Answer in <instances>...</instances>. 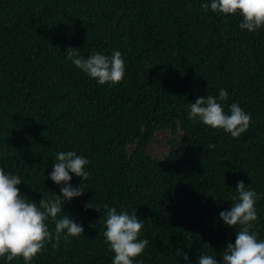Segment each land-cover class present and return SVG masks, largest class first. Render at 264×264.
<instances>
[{"label": "trees", "instance_id": "trees-1", "mask_svg": "<svg viewBox=\"0 0 264 264\" xmlns=\"http://www.w3.org/2000/svg\"><path fill=\"white\" fill-rule=\"evenodd\" d=\"M240 19L200 0H0V166L39 202L59 194L48 178L57 151L89 160L87 191L58 213L84 233L45 244L30 264H112L103 209L85 208L91 199L145 219L142 264H185L177 249L193 264L204 250L222 259L235 231L219 212L240 179L261 194L254 230L264 238V27L249 33ZM69 46L84 56L119 48L125 77L97 84L66 58ZM221 87L225 111L238 101L251 113L238 137L187 114L189 102ZM154 144L167 150L157 155Z\"/></svg>", "mask_w": 264, "mask_h": 264}, {"label": "clouds", "instance_id": "clouds-1", "mask_svg": "<svg viewBox=\"0 0 264 264\" xmlns=\"http://www.w3.org/2000/svg\"><path fill=\"white\" fill-rule=\"evenodd\" d=\"M200 7L217 14H238L241 17L239 28L249 33L264 27V0H200ZM64 53L73 65L97 84L111 86L125 77L126 61L119 48L112 49L110 54L93 49L84 56L80 49L69 46ZM228 97L229 93L223 87L216 95L198 96L195 102L186 105L187 114L194 122L220 128L232 137H238L249 129L252 116L238 101H232L225 111ZM215 147L213 142L207 144L210 150ZM53 161L48 178L59 187V194L53 192V198L43 195L39 202L21 194L19 185L24 180L19 173L6 171L5 166H0V261L23 258L25 264H30L45 244L58 243L61 238L68 241L84 233L83 223H78L69 214L58 213L62 209L65 211V201L70 203L74 197H80L87 191L86 182L90 176L88 157L74 149L59 150ZM72 174L80 177L81 182L71 183ZM234 189L235 192L230 194L231 206L221 210L219 218L234 229L235 241L227 242L219 254L222 259L204 250L195 264H264V238H259L254 230V222L258 219L256 202L261 194L243 179L237 180ZM85 208H94L98 212L103 209L100 220L104 224L105 242L113 253L112 264H142L137 257L150 242L141 238L145 219L137 215L136 209L129 211L122 205L118 209L107 202L102 205L93 203L92 199L85 201ZM49 218L54 221V230L49 228ZM175 255L182 256L185 264H193L181 249H177Z\"/></svg>", "mask_w": 264, "mask_h": 264}, {"label": "rangeland", "instance_id": "rangeland-1", "mask_svg": "<svg viewBox=\"0 0 264 264\" xmlns=\"http://www.w3.org/2000/svg\"><path fill=\"white\" fill-rule=\"evenodd\" d=\"M168 137H169V133H167V132L158 134L159 139H167ZM151 149L155 152V154L158 155L161 152L167 150V147L165 145H162V144H154Z\"/></svg>", "mask_w": 264, "mask_h": 264}]
</instances>
